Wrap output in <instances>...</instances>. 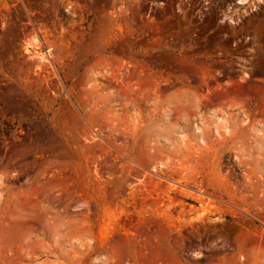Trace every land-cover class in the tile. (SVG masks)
<instances>
[{"label":"rangeland","instance_id":"374dc122","mask_svg":"<svg viewBox=\"0 0 264 264\" xmlns=\"http://www.w3.org/2000/svg\"><path fill=\"white\" fill-rule=\"evenodd\" d=\"M0 264H264V0H0Z\"/></svg>","mask_w":264,"mask_h":264}]
</instances>
